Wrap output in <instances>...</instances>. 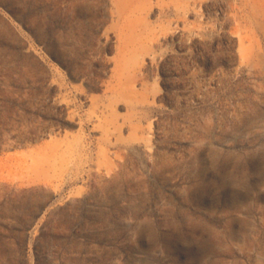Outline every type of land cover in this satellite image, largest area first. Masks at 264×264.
I'll list each match as a JSON object with an SVG mask.
<instances>
[{
  "label": "rangeland",
  "instance_id": "rangeland-1",
  "mask_svg": "<svg viewBox=\"0 0 264 264\" xmlns=\"http://www.w3.org/2000/svg\"><path fill=\"white\" fill-rule=\"evenodd\" d=\"M0 264H264V0H0Z\"/></svg>",
  "mask_w": 264,
  "mask_h": 264
},
{
  "label": "bare ground",
  "instance_id": "bare-ground-1",
  "mask_svg": "<svg viewBox=\"0 0 264 264\" xmlns=\"http://www.w3.org/2000/svg\"><path fill=\"white\" fill-rule=\"evenodd\" d=\"M261 135V134H260Z\"/></svg>",
  "mask_w": 264,
  "mask_h": 264
}]
</instances>
